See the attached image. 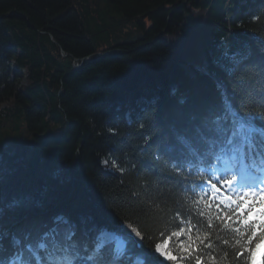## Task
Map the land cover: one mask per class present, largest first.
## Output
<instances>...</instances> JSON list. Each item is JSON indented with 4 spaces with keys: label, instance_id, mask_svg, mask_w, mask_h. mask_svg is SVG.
<instances>
[{
    "label": "trees",
    "instance_id": "trees-1",
    "mask_svg": "<svg viewBox=\"0 0 264 264\" xmlns=\"http://www.w3.org/2000/svg\"><path fill=\"white\" fill-rule=\"evenodd\" d=\"M261 41L264 0H0L6 226L21 219L7 207L21 196L42 200L49 214H88L114 229L130 222L162 180L154 172H167L166 159L157 163L154 150L141 151L148 121L157 110L171 115L215 100L217 79L241 94L239 78L225 77L217 62L243 44L264 48ZM87 55L92 59L77 67ZM145 109L141 130L135 118ZM163 215L153 204L143 218L146 234L178 230Z\"/></svg>",
    "mask_w": 264,
    "mask_h": 264
},
{
    "label": "snow or ice",
    "instance_id": "snow-or-ice-1",
    "mask_svg": "<svg viewBox=\"0 0 264 264\" xmlns=\"http://www.w3.org/2000/svg\"><path fill=\"white\" fill-rule=\"evenodd\" d=\"M217 68L239 78L243 92L230 94L217 79L215 100L184 109L188 101L181 97L177 104L184 110L171 115L157 110L148 121L141 151L154 150L157 163L166 159L167 172H154L162 180L147 208L133 209L130 222L121 220L114 229L88 214H49L42 200L21 196L7 207L22 217L6 226L0 197V264H163L160 257L173 264H258L264 247V48L240 45L222 53ZM249 104L255 110L245 111ZM145 111L135 118L141 130ZM3 182L0 175V188ZM153 204L164 213L161 222L178 230L145 233L143 218Z\"/></svg>",
    "mask_w": 264,
    "mask_h": 264
},
{
    "label": "water",
    "instance_id": "water-1",
    "mask_svg": "<svg viewBox=\"0 0 264 264\" xmlns=\"http://www.w3.org/2000/svg\"><path fill=\"white\" fill-rule=\"evenodd\" d=\"M111 52H112V50H108V51H98L96 54L98 56H104V55L110 54ZM64 54L65 55H68V52L64 51ZM91 59H92L91 55L84 56L82 58V62L80 64H78L77 67L82 66V64H84L85 62H87V61H89Z\"/></svg>",
    "mask_w": 264,
    "mask_h": 264
},
{
    "label": "rangeland",
    "instance_id": "rangeland-1",
    "mask_svg": "<svg viewBox=\"0 0 264 264\" xmlns=\"http://www.w3.org/2000/svg\"><path fill=\"white\" fill-rule=\"evenodd\" d=\"M134 26H135L134 28H135V30H136V29H137V28H136L137 26H136L135 24H134ZM129 29H133V24H129L128 26H126L125 29H124V31H125V30H129ZM240 168H243V164H242V166H241ZM240 168H239V169H240ZM259 256H261V254H260Z\"/></svg>",
    "mask_w": 264,
    "mask_h": 264
}]
</instances>
